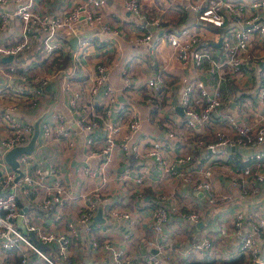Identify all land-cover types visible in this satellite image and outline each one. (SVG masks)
Instances as JSON below:
<instances>
[{"label": "built area", "instance_id": "built-area-1", "mask_svg": "<svg viewBox=\"0 0 264 264\" xmlns=\"http://www.w3.org/2000/svg\"><path fill=\"white\" fill-rule=\"evenodd\" d=\"M105 3L75 0L66 10L47 11L41 9L40 0H0V127L5 131L0 133V264H60L53 252L71 261L72 255L87 246L106 251L110 264H183L206 253L223 257L230 244L244 255L239 264H264V249L257 240L264 234V211L246 214L238 207L229 222L218 224L214 235L204 229L205 222L196 224L205 219L206 209L191 207V196L197 192H202L206 207L231 196L230 191L216 184V179L228 180L242 195L264 187V66L256 87L247 96L233 100L236 113L226 112L232 96L226 94L223 85L241 82L253 59H264V53L255 45V37L264 35V0H186L185 7L193 8L199 20L224 27L222 55L204 46L207 43L202 31L190 26H182L177 32L163 30L161 37L185 67L207 71L212 79L208 82L185 73L175 99L168 93L170 85L161 73L149 75L140 84L125 66L121 75L124 101L109 78L106 52L97 50L102 41L109 42L118 32V26L103 9ZM123 4L144 20L139 0H123ZM248 8L255 10L246 14ZM160 22L159 17L152 21L157 25ZM84 24L95 25L96 29L81 32ZM143 29L136 38L149 42L153 34ZM72 36L77 37L72 62L82 69L88 55L99 52L92 68L83 74L88 75L83 82L69 76L63 82L69 105L76 111L75 126L90 133L89 153L97 160L95 165H85L86 174L95 181L81 192L71 186L54 159L48 160L44 168L33 161L31 152H22L17 156L22 174L17 177L19 171L5 155L9 149L30 141L33 123L19 112L25 107L41 106L46 86L61 74L59 63L73 49L67 40ZM35 38L39 40L38 48L30 51ZM96 39L101 41L95 43ZM8 55L12 58L5 59ZM139 95L150 104L146 121H157L164 136L141 130L144 119L133 102ZM179 104L183 109L182 125L181 120L168 115L177 113ZM256 111L262 115L260 119L245 118ZM41 120L40 145L53 137L69 136L64 112L54 110L50 118L45 113ZM208 124L212 125L209 135L201 132L193 140H182L183 127L196 131ZM73 141L65 142L70 147ZM232 145L252 147L253 153L243 154L242 160L253 158L255 168L252 163L235 162L229 156L237 152L228 148ZM176 146L180 149L172 153L171 147ZM216 156L223 157L221 162ZM117 178L124 182L132 179L140 194L147 185H154V204L145 203L151 235L143 240L147 249L140 255L132 248L140 242L137 227L141 221L131 209L135 206L127 204L126 198L117 202L109 192L111 180ZM83 196L85 205L75 209L74 203ZM26 205L28 209L22 212ZM100 209L101 219H97ZM20 214L35 237L18 224ZM245 221L251 224L250 229L243 228ZM118 222H123L120 233L127 239L123 243L107 234ZM186 226L191 229L190 236L184 234ZM70 249L73 252L69 254ZM89 264L99 263L95 260Z\"/></svg>", "mask_w": 264, "mask_h": 264}, {"label": "crops", "instance_id": "crops-1", "mask_svg": "<svg viewBox=\"0 0 264 264\" xmlns=\"http://www.w3.org/2000/svg\"><path fill=\"white\" fill-rule=\"evenodd\" d=\"M74 1L75 0H40V7L42 10L47 11H56L58 9L66 10L70 8ZM139 1L142 5L144 20L139 19L133 12L127 9L123 4V0H106V3L103 5V9L107 12L108 18L114 21L118 26V32L111 35L109 42L108 40L102 41V46L97 48V50L100 49V53L102 51L106 52L107 58L105 61L107 64H109V78L118 87L120 99L122 101L126 100V96L122 93L121 86L122 69L125 66L131 69L133 78L136 82L139 81L140 84L149 75H152L153 73H161L164 76L166 83L170 85V87L167 89L169 91L168 93H170L171 96L174 95L175 99H177L179 96L180 79L182 75H185V73L194 76V78L196 75H198L200 78H202L201 75H205V78L203 79L205 81L208 80L209 82V80L212 78L207 73V71H200L195 67L192 68L190 66L185 67L182 64L180 58L172 53V46H170L165 39H162L160 31L172 30L177 32L182 26H190L191 28L201 30V33L205 37L204 42L207 43L204 46L207 48L209 47L213 52H219L222 55L224 52L222 42L221 44H218V42L222 38L225 31L224 27L216 26L211 23L199 20L197 18V12L193 8L185 7L186 0ZM254 10V8H248L245 13L251 14L254 12ZM155 17L160 18L161 22L159 25L152 23ZM146 20H150L149 23H147ZM140 26H143L144 29ZM95 29V25L84 24L83 27H81V32L91 33ZM140 29H143L145 32H152L153 37L149 42L137 40L136 36L137 34L141 33ZM10 31H12V28ZM7 35H9V32ZM67 40L70 42L73 49H71V52L65 53V56L70 54L71 59L69 55L67 59L62 60V62L59 63L61 74L55 79L54 83L46 86L43 95L40 98L41 106L34 109L25 107L21 109V112L19 113L21 116L32 122L34 127V122L40 115H45L46 113V118H50L54 110H60L64 112L66 121L68 123V128L70 129L69 136L53 137V139L48 140L49 142H44L41 145L39 144V139L37 138L35 148L31 151V154L33 156V161L35 160V162L40 163L44 168L46 167L48 160L54 159V161L59 165V169L64 172V176L67 181L71 183V186H73L77 191L81 192L93 185L95 181L86 174L84 170L85 165H95L97 160L95 157H91L89 153L91 146L88 144L89 142L87 141V138L90 133L88 131L78 129L75 126L76 111L74 109L72 110L71 106L69 105V97L64 90L63 82L68 76L73 77L77 80V82L78 80L83 82L84 78L88 76L83 74L92 68L94 65L93 61H96L99 52L96 55V50L93 56L88 55L89 58H86L88 59L86 67L85 69H82L78 64L72 62V53L74 48H76L77 37L72 36L67 38ZM100 41V39H96L95 43ZM38 42L39 40L36 38L33 40L29 48L30 51H36L38 48ZM255 45L259 47L262 53H264V35L261 37H255ZM136 55L142 56L140 63L135 61ZM263 66L264 59H260L258 57L254 58L250 71L246 76L243 77L241 82L223 83L226 94L228 96H232V100L226 112L236 113V110L233 109L236 103L233 100L237 99V97L241 95H244L243 97L247 96L248 91L256 87L258 83L257 77L259 74H261ZM84 90L86 91V88H84ZM239 92L240 94L238 95ZM252 95L255 96L254 94ZM86 99L87 97L83 98V104H86ZM133 102L135 104L136 110L140 112L141 117L144 119L141 130L149 129L151 131L157 132L158 135L164 136L162 131L159 129V124L157 121L155 122L156 124H154V122L146 121V115L149 112L150 104L147 103L144 96H136ZM177 110V113H169L168 115L174 116L178 121L181 120L182 122L180 125H182L184 120L181 113L183 112L179 109ZM226 112H223V115ZM262 115H264V112ZM261 116L258 115V112L256 111L254 114L251 113L245 118L250 121H255L256 119H260ZM41 121L42 120H40V127ZM214 122L217 123L216 121ZM182 130L185 134L182 140L190 141L193 140L195 134L201 132H203L205 135H209V132L212 130V125L208 124L203 129L196 131L185 127H183ZM3 131L4 128L0 127V133ZM71 139H74V141L73 145L69 147L65 141H69ZM262 147H264V143L262 144ZM178 149L180 148L177 146L175 149L171 147L170 151L174 153ZM237 153H239V151H237ZM231 155L232 159H236V153L229 154V156ZM116 156L117 158L120 157V153L118 152ZM240 156L242 158L243 154H240ZM215 158L221 162L223 157L216 156ZM132 161L134 162L135 159ZM235 162H231L230 164L233 165L232 163ZM216 184L222 189L230 191L232 193L231 196L222 202L210 205L209 207L205 206L202 192L194 193V195L191 196V207L194 209H206V217L203 221H200L202 224H199L198 222L195 223L198 225H203L205 222L204 229L210 231L212 234L216 235V228L219 223L229 222L232 219L234 211H236L238 207L246 214L252 213L256 210L264 211L263 186H260L256 190L251 189V193L249 195H242L240 190L234 188L228 180L225 182H219L216 179ZM153 188L154 185H147L145 192L140 194L139 192L135 191L134 182L132 179L127 182H124L123 179H112L109 184V192L117 202H121L122 198H126L127 204L135 206L131 209L138 218L139 222L141 221L137 227L139 231L140 242L137 241V245H133L132 248L134 253L139 255L147 249L143 240L149 238L151 235V229L148 224L150 219L149 210L145 208V203H149L150 205L154 204V201L151 197V191H153ZM167 188L170 189V185H167ZM85 203L86 198L84 196L79 197L74 203V207L77 209L85 205ZM47 220L50 221V219ZM60 224H62V222ZM194 226L196 227V225ZM243 228L245 230L250 229L251 224L248 221H245ZM122 229L123 222H118L117 225L112 224L110 226L107 234L111 236L115 242L123 243L127 239H124L121 235L120 231H122ZM184 234L186 236L191 235V229L188 226L184 228ZM218 238L219 237L216 239L218 240ZM257 240L260 247L264 249V234L258 236ZM42 243L43 242H40L41 245ZM43 247L50 251L48 245L45 244ZM225 250L223 252L226 254L223 257L216 258L228 259L238 256L239 251L234 244L228 245ZM71 252L73 251L70 249L69 254ZM53 255L60 264H89L93 263L95 260H97L99 264H110L105 257L106 251H100L92 248L91 246L84 248V251L79 252L78 255H72L71 261H68L67 258L59 256L56 252H53Z\"/></svg>", "mask_w": 264, "mask_h": 264}, {"label": "water", "instance_id": "water-1", "mask_svg": "<svg viewBox=\"0 0 264 264\" xmlns=\"http://www.w3.org/2000/svg\"><path fill=\"white\" fill-rule=\"evenodd\" d=\"M13 4V2H10L8 3V6L11 7ZM158 27V26H156ZM164 28V27H163ZM162 32V31H160ZM222 42V38L220 39V41L218 42V44H221ZM12 58V55H8L5 57V59H11ZM202 78H205V75H201ZM178 109L180 111L183 112L182 110V105H178ZM44 116V114L40 115L34 122V131H33V135L30 139V141L27 143V144H21V145H17L11 149H9L7 152H6V159L8 160V162L13 166V168H15L17 171H19V174L17 175V177L22 174V171L19 167V161L17 160V156L22 153V152H31L34 148H35V144H36V141H37V138H38V134H39V131H40V120L41 118ZM228 148L230 150H237L239 151V153L241 154H246V155H251L253 153V148L252 147H246V146H228ZM13 190V188L11 189ZM28 209V206H24L22 208V212L26 211ZM101 214H102V211L101 209L99 210L98 212V215H97V219H101ZM23 215L20 214L17 218V222L18 224L22 227V229L26 232H29L33 237H35V233L33 231H29L26 227V225L24 224L23 222ZM199 224H202V222H198ZM43 246H45V244L42 243ZM255 264H258V263H255Z\"/></svg>", "mask_w": 264, "mask_h": 264}, {"label": "trees", "instance_id": "trees-1", "mask_svg": "<svg viewBox=\"0 0 264 264\" xmlns=\"http://www.w3.org/2000/svg\"><path fill=\"white\" fill-rule=\"evenodd\" d=\"M235 161L238 164H246L252 163L253 167L255 168V161L253 158L243 161L240 154L236 152V159ZM244 259L243 254H238L236 257H231L228 259H218L215 257L214 254L206 253L203 256L197 257L193 256L190 260L186 261L183 264H239Z\"/></svg>", "mask_w": 264, "mask_h": 264}, {"label": "rangeland", "instance_id": "rangeland-1", "mask_svg": "<svg viewBox=\"0 0 264 264\" xmlns=\"http://www.w3.org/2000/svg\"><path fill=\"white\" fill-rule=\"evenodd\" d=\"M157 43H159V42H157ZM141 57H142V56H140V55H136V57H135V61H137L138 63H140V62H141V61H140Z\"/></svg>", "mask_w": 264, "mask_h": 264}]
</instances>
